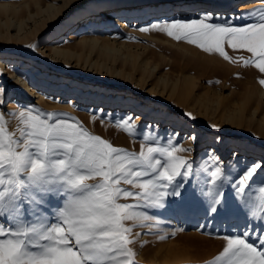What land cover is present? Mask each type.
I'll use <instances>...</instances> for the list:
<instances>
[{"label":"rangeland","instance_id":"1","mask_svg":"<svg viewBox=\"0 0 264 264\" xmlns=\"http://www.w3.org/2000/svg\"><path fill=\"white\" fill-rule=\"evenodd\" d=\"M35 1L0 0V24L4 20L10 23L12 19H25L27 25H31L33 18L30 19L29 15L37 8ZM48 1L65 3L64 0H41V4ZM251 1L255 0H72L64 4L62 17L58 21L45 25L30 39L15 41L0 37V60L8 56L16 59L14 62L2 60L0 68V88L4 89L6 101L2 110L9 130L19 136L21 126L18 113L29 107L75 118L72 122H79L91 134L100 135L116 147L137 153L141 143L146 146L152 143L144 141L145 134L157 138L161 145L166 143L169 135L178 134L176 140L179 145L191 148L193 141L188 140L187 133L195 130L201 139L195 144L194 151L177 154L192 160L195 172L211 159L207 153L215 149L214 155L220 157L225 177L222 181L223 191L231 199V178L253 163H264V132L258 131L256 121L249 126L246 121L235 124L230 120L229 112L239 106V101L242 103L246 94L252 96L250 103L254 97L260 96L257 94L261 92L259 90H264V85L259 81L264 79V74L252 66L245 67L242 61L229 63L216 53H205L194 45L175 41L165 33H145L140 32L139 28L162 21H150L152 17L162 14L169 16L166 19H190L204 12L238 17L251 9L264 8V4L259 3L239 10L240 4ZM2 3L10 6L4 8ZM103 4L108 9L117 8L112 17H103L98 24L90 23L89 19L76 27L78 22L86 20ZM256 15L259 16V13ZM114 17L119 18L118 24ZM121 20L126 24L122 25ZM234 22L243 23L239 20ZM1 25L0 34L15 32L14 26L6 29ZM64 32H71L74 38L64 36ZM92 37L99 38L98 44L87 42ZM112 42L119 49L115 55L106 53L101 47L103 43ZM57 44L81 53L80 57L83 58L80 60H70L74 70L68 67L61 70L45 57ZM29 45H38L39 50H33ZM128 51L138 54L137 64L134 65L130 58H124ZM226 51L234 58L239 55L247 58L250 55L234 52L227 47ZM86 55H89L87 62ZM144 59L148 60L150 66L143 67L141 63ZM21 60L25 63L22 64ZM94 61L98 62L92 63ZM153 66L157 68L153 69ZM119 69L121 72H118ZM15 76L21 77L20 82L28 85L27 91L21 87V83L13 80ZM187 76L193 77V97L204 93L212 101H206L204 95L202 101L194 103L193 99L191 105L178 101L177 93L170 94L169 84L160 79L168 78V83L178 81L181 88L182 80ZM138 78L141 80L138 81ZM220 95L221 98H218ZM218 99L221 100L216 102ZM262 102L257 118L264 112V95ZM185 113H191L196 119H190ZM127 117H132L131 123L136 125L135 136H130L117 125L118 120ZM213 124L218 126V133L210 128ZM217 134L221 139L219 143L214 140ZM236 150L238 155H235ZM199 177L205 180L207 173L200 171ZM254 179L256 183L248 193L252 203L246 210H251L264 197V192L260 190L264 187L260 183L264 179V172H258ZM147 211L156 215L161 223L153 224L151 232L136 229L141 235L135 238L134 244L129 245L137 254L136 264H211L225 244L217 238V233L230 234L234 226L243 227L245 223L243 215L238 214L228 219L217 218L208 224L204 219V210L193 201ZM179 227L185 230L171 235ZM159 236L166 239L160 240Z\"/></svg>","mask_w":264,"mask_h":264},{"label":"snow or ice","instance_id":"2","mask_svg":"<svg viewBox=\"0 0 264 264\" xmlns=\"http://www.w3.org/2000/svg\"><path fill=\"white\" fill-rule=\"evenodd\" d=\"M139 31L165 33L264 74V8L238 17L209 12L190 19L173 17ZM29 47L35 50L38 45ZM226 47L250 55L234 58ZM259 83L264 85V79ZM5 103L0 88V264H136L137 254L129 246L141 235L136 229L151 232L153 224L161 223L147 209L187 201L204 210L208 224L243 215V227L217 233L225 244L211 264H264V197L246 210L252 203L248 193L258 172H264V163H253L231 178L229 199L215 149L195 172L192 160L177 154L194 151L201 139L195 130L187 133L191 148L179 145L178 134L169 135L164 145L145 134L144 141L152 143H141L137 153L91 134L72 122L75 118L29 107L18 113L17 136L7 126ZM184 115L196 119L191 113ZM132 119L123 118L117 125L135 136ZM210 128L219 132L215 124ZM214 140L221 142L218 134ZM200 171L207 173V179H200ZM260 190L264 192V187ZM184 230L176 228L171 235Z\"/></svg>","mask_w":264,"mask_h":264},{"label":"bare ground","instance_id":"3","mask_svg":"<svg viewBox=\"0 0 264 264\" xmlns=\"http://www.w3.org/2000/svg\"><path fill=\"white\" fill-rule=\"evenodd\" d=\"M69 1H72V0H64V2H65L64 4L66 5V3L69 2ZM42 2H41V0L40 1L36 0L34 2V3L37 4V8H36V10L34 9V12L31 15H29L30 19L33 18V21H32V23L30 22L31 25H29V26L25 22L26 21L25 19L24 20L23 19H21V20H17V19L13 20L12 19L11 22L8 23V22H6L7 20L6 21L4 20L5 19L4 18L3 19L4 21H3L2 25L5 26L6 29L9 28L10 25L14 26L15 27V32L11 33V34H9L8 32H4L6 34H0V37L1 38L2 37L6 38V39H14L15 41L27 40V39H30L35 33L40 32L45 25L53 23V22H56L62 17V11H63V9L65 7V5L63 3L57 4L56 1L55 2L54 1H48L46 4H41ZM259 3H260V0H255L254 2L251 1V2L242 3V4L239 5V10H244L246 8L248 9V7L252 6L253 4H259ZM2 4L3 5H1V6H3L4 8L8 7V5H9V4L5 5V3H2ZM13 6H15V5H13ZM24 6H27V5H24ZM28 6H30V5L28 4ZM130 8L137 9L135 6H131ZM11 9H12V7H11ZM116 9L117 8L108 9L107 5L103 4L102 8H99L97 10V12H95L93 14H90L89 17L86 20L82 19V21L78 22L76 27H78V25L83 24L84 21H88L89 19H90V23L92 22V24H98V23H100L102 21L103 17L104 18L112 17L111 15L113 14L114 11H116ZM128 9H129V7H128ZM1 11L5 12L4 10H1ZM16 13H18V11ZM13 17H14V15H13ZM168 17L169 16H167V14H162V15H159V16L152 17L150 19V21H156V19L165 20ZM118 21H119V18H115V22L117 23ZM121 24L124 25V24H126V22L122 21ZM70 33L71 32H68V33L64 32V36H69L70 39L72 37L74 38V36L71 35ZM60 40L61 39L55 40V41L58 42ZM98 40H99V38L92 37V38H89V40L87 42H89L91 45H96V44H98ZM85 41H86V39H85ZM53 43H55V42H53ZM101 47L108 54L111 53V54L115 55L116 52L119 51V49L115 47L114 42H112V43H103V45H101ZM37 49L39 50V48H37ZM51 50H52V52L49 53L45 57H48L47 60L52 65H54L56 67H59L61 70L65 69V67H68L71 70L72 69L74 70V68H73L74 65L72 64L73 66H70L71 65L70 60L72 58H75L78 61V60H80V58H83V57H80L81 56L80 52H77V50H74V49H72L70 47H67V46H61V45L57 44L56 46H53V48ZM137 55H136V53L128 51L126 54H124V58L125 59L130 58L132 60L133 64L135 65V64H137L139 62L138 58H137ZM88 58H89V55H86V57H85L86 61L85 62H87ZM139 59H140V57H139ZM2 60H0V68H1V65H2V62H1ZM3 61L14 62V61H16V59H14V57H12V56H8ZM21 62H22V64L25 63L22 60H21ZM97 62L94 61L92 63H97ZM99 64H102V63H99ZM141 64H143V67H145V68L147 66H150V63L148 62L147 59H144ZM92 66H93V64H92ZM156 68H157V66H153V69H156ZM118 72H121V69H119ZM160 79L164 83L169 84V86H170V90H169L170 94H174L175 92L177 93L178 101H181V102H184V103H188L189 105H191V104H193V99H194V103H195V102H198V101H202V98L205 96L204 93L203 94L200 93V95H198V96H197V94L195 95V96H197L196 98L193 97L194 82H193V77H191V76L184 77V79L182 80L181 88H179L178 81H172L171 83H168V81H169L168 78L161 77ZM13 80H15L16 83H21L20 80H22V78L18 77V76H15V79H13ZM140 80H141V78H138V81H140ZM27 86L28 85H26L25 82L21 83V87L24 88V90L26 88H28ZM257 90H259V88H257ZM257 90H256V93H257ZM26 91H27V89H26ZM259 91H261V92L259 94H257V95H260V96L254 97V99H253L255 101V103H254V101L252 103H250V99H252V96L250 94H246L245 98H243L242 103L240 104L241 101H239L238 102L239 106L236 105L237 107L235 108V110L233 109L234 108L233 107L232 108L233 111L229 112V118L235 124H238V123H241L243 121H246V125L247 126L251 125L252 123H254L256 121L258 131L260 130V131L264 132V112L258 118L256 117V115H258L259 112H260L261 105L263 104L262 100H263L264 90H259ZM218 98H221V95ZM227 98H229V97H227ZM205 99H206V101H212V100H210V97H206L205 96ZM224 99H225V96H224ZM219 100H221V99H218L216 102H219ZM226 102H227V100H226ZM12 104L15 105V102H13ZM231 105H232V103H231ZM221 106H222V104H221ZM229 108H231V106ZM191 142H192V140H191ZM238 154H239V152H237V150H236L235 155H238Z\"/></svg>","mask_w":264,"mask_h":264}]
</instances>
